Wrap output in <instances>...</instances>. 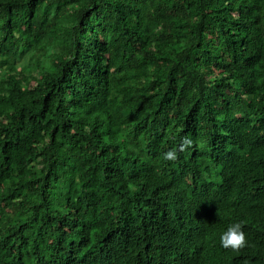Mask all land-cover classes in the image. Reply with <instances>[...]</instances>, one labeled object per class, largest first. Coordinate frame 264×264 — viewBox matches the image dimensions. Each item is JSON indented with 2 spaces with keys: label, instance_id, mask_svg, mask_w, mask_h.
<instances>
[{
  "label": "trees",
  "instance_id": "trees-1",
  "mask_svg": "<svg viewBox=\"0 0 264 264\" xmlns=\"http://www.w3.org/2000/svg\"><path fill=\"white\" fill-rule=\"evenodd\" d=\"M0 264H264V0H0Z\"/></svg>",
  "mask_w": 264,
  "mask_h": 264
},
{
  "label": "clouds",
  "instance_id": "clouds-1",
  "mask_svg": "<svg viewBox=\"0 0 264 264\" xmlns=\"http://www.w3.org/2000/svg\"><path fill=\"white\" fill-rule=\"evenodd\" d=\"M192 141L188 137L183 138V146H191ZM164 159L174 161L177 159V151L175 149L169 150L164 154ZM220 244L225 249H232L233 251H240L249 246L247 233L244 231V221H237L230 224L227 229L220 235Z\"/></svg>",
  "mask_w": 264,
  "mask_h": 264
},
{
  "label": "rangeland",
  "instance_id": "rangeland-1",
  "mask_svg": "<svg viewBox=\"0 0 264 264\" xmlns=\"http://www.w3.org/2000/svg\"><path fill=\"white\" fill-rule=\"evenodd\" d=\"M34 83V82H33Z\"/></svg>",
  "mask_w": 264,
  "mask_h": 264
}]
</instances>
